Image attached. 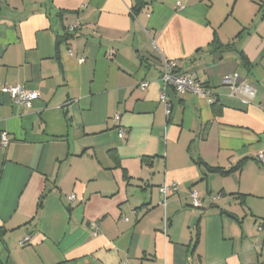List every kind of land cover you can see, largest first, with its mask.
<instances>
[{"label": "crops", "instance_id": "obj_1", "mask_svg": "<svg viewBox=\"0 0 264 264\" xmlns=\"http://www.w3.org/2000/svg\"><path fill=\"white\" fill-rule=\"evenodd\" d=\"M0 85V264H264V0H0Z\"/></svg>", "mask_w": 264, "mask_h": 264}, {"label": "built area", "instance_id": "obj_2", "mask_svg": "<svg viewBox=\"0 0 264 264\" xmlns=\"http://www.w3.org/2000/svg\"><path fill=\"white\" fill-rule=\"evenodd\" d=\"M75 27H70L69 31L72 33ZM79 62H83V59H79ZM162 83V90L160 92V101L165 105L166 116L172 114V106L169 102L168 90H172L178 94L191 93L198 97L204 98L210 105L215 104L216 96L212 90L206 85L196 79L190 74H181L177 71V65L175 62L163 60L162 72L160 77ZM223 83L228 86L231 91V96H239L242 103L248 104L251 102L255 95V90L251 86L245 84L237 75H230L224 78ZM146 83L140 85L142 89L146 88ZM0 91L8 94L13 104L22 105L26 108H30L31 104L39 99V94L34 91H27L19 85L2 87L0 85ZM112 121L115 124L119 122V116H114ZM119 138L123 137L122 129H119ZM9 144V138L6 132L0 133V146L6 147ZM256 160L260 164H264V153H259L256 156ZM172 191H176V185L169 186ZM167 187L159 188V193L165 195ZM192 204L194 206H200V200L195 192L190 194ZM219 196L212 197V202L216 201ZM70 201L74 200V196L69 197ZM90 229L93 236L98 234V225L96 223L90 224ZM28 243V238H24L19 242L20 246ZM189 264V263H188Z\"/></svg>", "mask_w": 264, "mask_h": 264}, {"label": "trees", "instance_id": "obj_3", "mask_svg": "<svg viewBox=\"0 0 264 264\" xmlns=\"http://www.w3.org/2000/svg\"><path fill=\"white\" fill-rule=\"evenodd\" d=\"M66 37H70V36H66ZM194 161H195L197 164L201 165V166H202V164H203L204 167H205V169H206L208 172H210V173L228 174V173L230 172V171H224L223 169L218 168V167H209V166L205 165L203 162H201L199 159H195ZM240 166H241V164L239 163V164L234 168V170H235V169H239ZM40 205H41V204H39V206H40Z\"/></svg>", "mask_w": 264, "mask_h": 264}, {"label": "water", "instance_id": "obj_4", "mask_svg": "<svg viewBox=\"0 0 264 264\" xmlns=\"http://www.w3.org/2000/svg\"><path fill=\"white\" fill-rule=\"evenodd\" d=\"M169 100H170V102L172 103L173 106L177 105V101H176V99L174 98L173 93H169ZM215 207H218V206H215ZM209 208H210V207H209Z\"/></svg>", "mask_w": 264, "mask_h": 264}]
</instances>
